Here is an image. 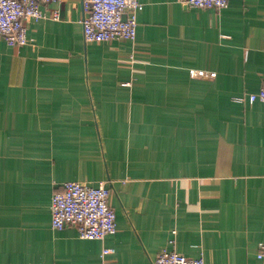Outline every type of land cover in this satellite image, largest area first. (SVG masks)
I'll use <instances>...</instances> for the list:
<instances>
[{"label":"crops","instance_id":"1","mask_svg":"<svg viewBox=\"0 0 264 264\" xmlns=\"http://www.w3.org/2000/svg\"><path fill=\"white\" fill-rule=\"evenodd\" d=\"M140 1L135 41L87 43L81 0L0 35V264H264V0ZM67 181L110 190L115 234L52 227Z\"/></svg>","mask_w":264,"mask_h":264},{"label":"built area","instance_id":"2","mask_svg":"<svg viewBox=\"0 0 264 264\" xmlns=\"http://www.w3.org/2000/svg\"><path fill=\"white\" fill-rule=\"evenodd\" d=\"M230 0H180L187 8L213 9L220 12ZM61 0H0V35L11 47L27 45L28 22L46 18L42 6ZM85 13L82 20L87 43L135 41L138 13L144 4L140 0H81ZM53 19H60L58 10ZM253 100L264 102V86L252 95ZM110 190L102 183L91 186L78 181H67L52 195V227L62 230L75 226L82 239L104 240L117 232L116 213L109 206ZM173 242V241H171ZM111 249H103L104 255ZM258 260L264 262V244H260ZM109 264V263H104ZM154 264H205L202 257L188 258L175 250H161Z\"/></svg>","mask_w":264,"mask_h":264}]
</instances>
